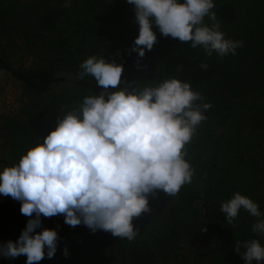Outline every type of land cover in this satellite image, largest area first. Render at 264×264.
I'll list each match as a JSON object with an SVG mask.
<instances>
[{
    "label": "trees",
    "instance_id": "obj_1",
    "mask_svg": "<svg viewBox=\"0 0 264 264\" xmlns=\"http://www.w3.org/2000/svg\"><path fill=\"white\" fill-rule=\"evenodd\" d=\"M53 1L55 4L45 3L40 8L0 0V25L14 28L40 60L33 68H17L0 54V69L10 71L33 96L17 117L1 122L13 156L19 161L37 137L53 130L61 109L78 106L85 96L102 91L88 75L75 82V98L48 100L53 86L66 80L58 73L69 71L79 77V65L89 56L123 64L121 88L126 86L124 80L144 87L173 75L190 81L202 98L197 103L211 105L186 145L185 158L194 169L192 181L174 196L159 191L149 195L150 211L145 213L165 221L154 238L155 250L125 246L123 254L134 264H156L157 256L165 262L174 250L183 249L190 237L206 229L217 240L213 264H245L234 245L236 240L258 236L252 231L257 218L241 209L229 224L221 204L239 192L256 202L260 211L262 208V171L255 150L264 134V0H214L210 11L216 13L220 31L225 38L243 41L235 55L220 56L215 51L208 55L203 46L192 48L191 42L164 36L155 29L157 41L142 58L131 51L139 25L134 6L127 0H81L68 9L57 6L65 0ZM204 23L211 26L213 21L206 16ZM20 208V201L0 194V244L18 240L32 218ZM41 219L42 228L37 231L57 230L58 249L62 250L74 246V230L87 227L66 224L62 214ZM107 240H95L93 247L105 248ZM58 249L53 258L45 256L36 264H93L84 256L65 255ZM0 259L3 264L27 261L26 255Z\"/></svg>",
    "mask_w": 264,
    "mask_h": 264
},
{
    "label": "clouds",
    "instance_id": "obj_2",
    "mask_svg": "<svg viewBox=\"0 0 264 264\" xmlns=\"http://www.w3.org/2000/svg\"><path fill=\"white\" fill-rule=\"evenodd\" d=\"M134 6L139 34L131 51L143 57L157 41L155 29L190 47L203 46L208 55H235L243 41L225 38L215 22L214 0H127ZM71 0H65V7ZM208 17L211 26L204 23ZM79 78L92 76L102 89L87 95L76 108L59 111L56 127L35 144L19 162L0 170V194L21 202L28 217L18 240L0 244V256L26 255L36 264L58 249V232L42 228L41 217L64 216L70 226L84 224L133 240L139 229L135 217L150 211L149 195H176L192 181L194 169L186 145L211 105L190 81L177 76L139 87L124 80L123 64L89 56L80 65ZM256 217L252 231L264 236V212L239 192L221 204L229 224L240 210ZM33 214L34 217H33ZM234 250L245 264H264L259 239L236 240ZM64 254L67 255L65 248Z\"/></svg>",
    "mask_w": 264,
    "mask_h": 264
},
{
    "label": "rangeland",
    "instance_id": "obj_3",
    "mask_svg": "<svg viewBox=\"0 0 264 264\" xmlns=\"http://www.w3.org/2000/svg\"><path fill=\"white\" fill-rule=\"evenodd\" d=\"M19 7L32 6L44 7L45 3L55 4V2L47 0H13ZM81 0H71V5L65 7L62 3L57 5L58 8H74L80 4ZM0 54L5 56L17 68H33L40 63L39 58L35 57L29 45L25 43L21 35L16 30L7 25H0ZM58 76L64 77L66 80L60 81L53 86L49 92L48 100L63 99L67 102V98H75L77 90L75 82L78 76L69 71L58 73ZM193 91L196 88L192 84ZM33 99V96L25 89L24 84L18 80L10 71L0 69V125L1 122L8 117H17L23 105ZM76 108L78 106H71ZM232 144V143H231ZM230 144V145H231ZM11 148L6 143L4 133L0 127V170L4 167L12 166L19 161L11 153ZM255 161L260 165L261 174L259 181L263 187L261 190L260 206L261 212H264V134L260 139V146L255 150ZM165 221L162 218H152L146 213L140 217L133 219V224L139 229L137 236L133 240L126 238L121 239L113 236L110 232L97 230L92 232L88 227L74 230L75 243L71 248H66L67 253L71 255H79L88 258L93 264H134L129 256H125L124 247H143L155 250L154 238L159 235L160 225L164 226ZM159 230V231H158ZM73 234V233H72ZM59 237V236H58ZM108 239V240H107ZM264 245V236H257ZM95 240H107L104 246L94 248ZM217 240L206 229H201L197 236L190 237V242L180 250H174L168 261H163L157 256L156 264H213L216 255ZM148 247V248H147ZM65 250V246L62 247ZM104 249V250H103ZM61 248L59 251H63ZM110 251V252H107ZM155 255L156 252L154 251ZM0 264L3 261L0 259Z\"/></svg>",
    "mask_w": 264,
    "mask_h": 264
}]
</instances>
